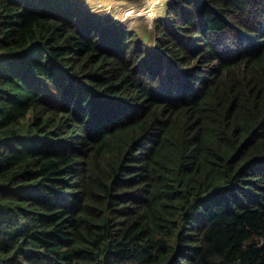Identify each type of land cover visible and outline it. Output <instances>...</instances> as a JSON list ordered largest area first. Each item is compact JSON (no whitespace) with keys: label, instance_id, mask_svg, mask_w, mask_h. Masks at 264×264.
Listing matches in <instances>:
<instances>
[{"label":"trees","instance_id":"trees-1","mask_svg":"<svg viewBox=\"0 0 264 264\" xmlns=\"http://www.w3.org/2000/svg\"><path fill=\"white\" fill-rule=\"evenodd\" d=\"M165 7L0 0V264H264V0Z\"/></svg>","mask_w":264,"mask_h":264},{"label":"rangeland","instance_id":"rangeland-1","mask_svg":"<svg viewBox=\"0 0 264 264\" xmlns=\"http://www.w3.org/2000/svg\"><path fill=\"white\" fill-rule=\"evenodd\" d=\"M77 8L96 14L100 21L115 24L126 30L135 31L137 39L146 41L147 48L154 46L153 40L158 35L154 19H163L169 11L166 10L168 0H74ZM171 19V18H169ZM111 22V23H108ZM174 77L165 79L170 85ZM76 137V134H73Z\"/></svg>","mask_w":264,"mask_h":264},{"label":"clouds","instance_id":"clouds-1","mask_svg":"<svg viewBox=\"0 0 264 264\" xmlns=\"http://www.w3.org/2000/svg\"><path fill=\"white\" fill-rule=\"evenodd\" d=\"M108 23H111V22H108Z\"/></svg>","mask_w":264,"mask_h":264}]
</instances>
